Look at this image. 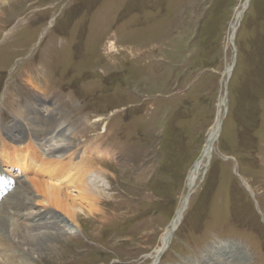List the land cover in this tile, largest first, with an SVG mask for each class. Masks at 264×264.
Instances as JSON below:
<instances>
[{
	"label": "rangeland",
	"instance_id": "obj_1",
	"mask_svg": "<svg viewBox=\"0 0 264 264\" xmlns=\"http://www.w3.org/2000/svg\"><path fill=\"white\" fill-rule=\"evenodd\" d=\"M34 78L48 97L28 84ZM28 104L74 133L69 156L43 160L41 178L77 179L82 155L107 175L106 221L80 217L83 233L50 230L30 263L153 264L188 196L156 264H210L227 250L234 259L238 246L249 264H264V0H0L2 181L6 170L23 175L9 167L35 142L14 112ZM217 117L214 148L189 189ZM30 173L11 174L15 190ZM31 210L16 223L33 220Z\"/></svg>",
	"mask_w": 264,
	"mask_h": 264
},
{
	"label": "bare ground",
	"instance_id": "obj_2",
	"mask_svg": "<svg viewBox=\"0 0 264 264\" xmlns=\"http://www.w3.org/2000/svg\"><path fill=\"white\" fill-rule=\"evenodd\" d=\"M242 13L243 9L240 8L234 17L230 27V39H232V36H234L236 32ZM230 69L231 68H228L226 72L227 75ZM28 84L31 85L32 89L37 90L44 97L50 95L43 80L38 81L34 78V80L29 81ZM14 112L16 117H22L25 118L26 121L28 120L27 123L24 126L22 124L21 127L24 128V134L32 138L35 142L29 141L25 147V155L28 157H20L15 164L10 163L11 166L9 167V169L16 170L20 174L31 172V177L27 178L26 186L24 184V186L15 190V188H13L14 183L2 181L0 179V253L4 249V254L0 256V258L4 257L2 258L3 264H6L5 262L7 260L9 261L10 257H19V260L14 264H32L29 262V259L35 260L33 256L38 253L39 247L41 246L39 241L43 237H46V233H49L50 230L57 229L64 234H75L77 231L83 233L79 221L80 217H83L86 222L90 221L92 223L97 221L102 224L106 221L107 217L100 206L103 205L106 199V188L103 182L105 179L102 180V177L107 175L105 172L101 173L102 171L97 170V168L93 169L92 163L94 160L91 158V160H89L86 155H82L80 160L73 165V169L78 177L77 179L72 178V176L67 177V180L65 177H63L64 179L58 178L57 180H51L49 174H47L49 179L41 178L39 174H42L43 170L40 164L43 160L47 158V162L52 164L53 160H61L65 158V156H69L67 153L69 147H67L65 142L68 136L70 137L74 133L70 128L65 127L58 119L52 117L47 119L46 113L49 116V109L43 105L37 107L30 104L24 107L16 106ZM33 119L37 120L38 124L34 123ZM99 120L101 119L99 118ZM220 120L221 119L218 117L216 118L214 126L209 132L201 157L196 163L193 172L194 175L189 179L187 185L189 189L194 184L199 168L203 166L210 157L214 148V142L220 131ZM101 122H103L105 126L106 122L104 120H101ZM42 125H44V129ZM9 148H14V146ZM11 150L12 152L16 151L15 149ZM99 151H95L91 155L103 156ZM84 153L86 154V151H84ZM0 158L2 160L4 159L5 162L4 157ZM27 161L31 162L30 167L26 166ZM57 166H59L58 163L56 164V167ZM60 168H68L70 170L72 165L66 162V164H63ZM56 169L54 168L53 172H56ZM66 171L67 170L64 169L62 172ZM11 191V195L4 199L5 194ZM30 194H32V196ZM188 199L187 196L182 201L174 218L162 234L159 242L160 245L155 251L153 264L159 262L161 256L167 250L172 236L181 222ZM32 207H40L44 210L39 211L38 209L33 212L31 210ZM29 210H31V214L34 213L35 217L33 220L26 218L17 224V219L22 216L24 217L22 212ZM230 248L232 249L231 246H229V249ZM227 251L226 257L218 256L217 260L210 261L209 259L208 262L210 264H215L216 261L220 264H224V262L225 264H249L250 256L243 248L238 246V249L235 250L234 259H231V257L229 259L230 250ZM203 257L206 259L205 256Z\"/></svg>",
	"mask_w": 264,
	"mask_h": 264
}]
</instances>
